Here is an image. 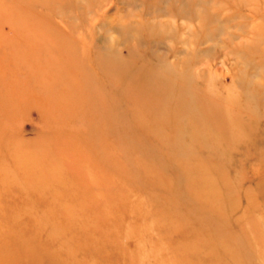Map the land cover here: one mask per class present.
Returning <instances> with one entry per match:
<instances>
[{"label":"rangeland","instance_id":"obj_1","mask_svg":"<svg viewBox=\"0 0 264 264\" xmlns=\"http://www.w3.org/2000/svg\"><path fill=\"white\" fill-rule=\"evenodd\" d=\"M0 264H264V0H0Z\"/></svg>","mask_w":264,"mask_h":264}]
</instances>
